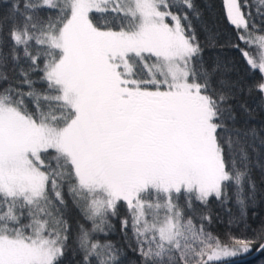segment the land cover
Segmentation results:
<instances>
[{
    "label": "snow or ice",
    "instance_id": "snow-or-ice-1",
    "mask_svg": "<svg viewBox=\"0 0 264 264\" xmlns=\"http://www.w3.org/2000/svg\"><path fill=\"white\" fill-rule=\"evenodd\" d=\"M256 257L264 0H0V264Z\"/></svg>",
    "mask_w": 264,
    "mask_h": 264
},
{
    "label": "trees",
    "instance_id": "trees-1",
    "mask_svg": "<svg viewBox=\"0 0 264 264\" xmlns=\"http://www.w3.org/2000/svg\"><path fill=\"white\" fill-rule=\"evenodd\" d=\"M202 2L205 3H211V4H219L220 0H202ZM256 176L259 178V169H256ZM259 257H256L255 260H251L250 258V264H258Z\"/></svg>",
    "mask_w": 264,
    "mask_h": 264
}]
</instances>
